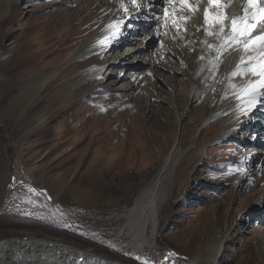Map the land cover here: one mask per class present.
Returning a JSON list of instances; mask_svg holds the SVG:
<instances>
[{
	"label": "rangeland",
	"instance_id": "374dc122",
	"mask_svg": "<svg viewBox=\"0 0 264 264\" xmlns=\"http://www.w3.org/2000/svg\"><path fill=\"white\" fill-rule=\"evenodd\" d=\"M51 1L20 0L14 3L0 0V199L9 192L28 188L32 195L45 197L61 220L40 219L34 213L17 211L11 201H3L0 203V236L34 234L51 237L126 264H264V251L253 241L254 235H263L264 213L260 218H254V199L244 200L234 193L237 181L245 174L242 164L248 152L244 151L238 137L214 144L209 142L217 126L215 121L223 116L205 128L202 127L206 121L200 115L196 116L198 119L191 116L181 129L183 147L195 135H199L200 147L197 151H189L178 166V183L160 213L159 229L145 249V262L134 258L129 237H117L116 234L122 221L120 213L132 205L175 140L178 130L175 119L172 125L157 126L149 110L151 103H160L166 96L147 97L146 81L138 82L133 99L128 94L120 96L121 93L113 91L114 95L110 97L113 99L100 102L94 99L97 96L109 98V93L91 96L82 91L80 103L44 118L41 126L35 124L38 136H26L29 117L15 124L6 106L23 83L24 75L36 67L58 66L109 14L100 8L86 10L89 1L79 5L70 0L68 5L64 0L53 6ZM10 8L12 11L4 16V10ZM129 46L127 43L117 50L124 52ZM156 48L157 45L152 43L149 51ZM96 57L92 55L78 61L50 83L43 94L46 100L41 108L52 109V102L47 100L57 85L80 68L90 66ZM96 65L103 67L104 63L97 62ZM122 66L106 64L107 69L101 74L105 84L116 79L110 78L114 75L109 72H118ZM147 69L149 67L141 62L127 63L121 74L123 79L118 78L115 86L124 87L130 81L129 73ZM155 71L157 75L152 81L157 85L154 86L168 92V77L175 75L162 68H155ZM177 77L184 78L178 73ZM70 91V88L63 91L65 101ZM144 95L140 103H133L135 97ZM206 113L204 115L208 117L210 111ZM241 136L243 134H239ZM33 144L35 150L32 152ZM57 145L61 146L57 148ZM34 152L43 161L53 162L55 167H24L23 160ZM23 154H26L24 158ZM64 159L72 161L59 164ZM81 160L85 163L80 164ZM242 215L249 217L248 227L242 225L237 229L235 224ZM246 221L244 217L242 222ZM48 226L70 234L51 232ZM225 230L229 231V240L215 261L208 256L205 243L213 234ZM201 252L202 258L194 261Z\"/></svg>",
	"mask_w": 264,
	"mask_h": 264
},
{
	"label": "bare ground",
	"instance_id": "6f19581e",
	"mask_svg": "<svg viewBox=\"0 0 264 264\" xmlns=\"http://www.w3.org/2000/svg\"><path fill=\"white\" fill-rule=\"evenodd\" d=\"M12 1L17 3L20 0ZM61 1L64 0H53L50 5L62 3ZM75 1L79 5L89 1L86 10L95 11L100 8L107 10L109 14L98 23L93 33L72 49L58 66L36 67L24 75L23 83L18 86L6 106L15 124L17 125L24 117H29L26 136L32 134V136H38L39 130L35 128V124L41 126L44 118L80 103L82 91L91 96L109 93V98L101 99L97 96L94 99L100 102L113 99L110 98L114 95L113 91L121 93L120 96L128 94L133 99V92L137 89L138 82L146 81L147 97L166 96L164 100H161L162 102L149 105L155 123L157 126H167L172 125L175 119L178 130L161 165L147 178L132 205L120 213L122 221L116 236H127L131 239L129 245L134 258L139 262L146 261L145 249L153 241L159 229L160 213L178 183V178L176 180L178 166L189 151H197L200 147L199 135L193 136L186 147L182 145L180 131L186 125L187 118L191 116L195 118L200 115L206 121L202 128L223 116L222 119L215 121L217 126L209 141L212 144L229 137L239 138L244 151L248 154L243 158L244 164H242L245 174L237 181L234 193L236 196H242L244 200L253 198V217L260 218L264 213V144H261L264 142V125L261 126L264 122V87L260 86L264 76L259 73L261 65H264V42L256 40L253 44L251 41L256 37L264 36V23L252 29L247 35L240 36L237 41L232 39L234 35L232 21L239 15L246 16L244 0H222L221 3L225 5L223 8L210 7L208 0H189V6L181 5L179 0L171 4L166 3L165 0H137L135 5L131 3V0ZM67 3L71 4V2ZM9 10L12 11V8L4 10V16ZM205 12L209 14L210 21L217 12H222L223 29L217 23L205 24ZM160 39L163 41L158 42ZM127 43L130 46L126 51L118 52V47ZM152 43L156 44L157 48L150 52L149 47ZM92 55L97 57L90 66L80 68L66 81L57 85L54 94L47 100L52 102L53 108H41L46 100L43 94L50 83L58 80L67 68ZM130 60L141 62L149 69L141 73H129L127 77L130 81L127 85L116 87L118 78L123 79L121 74L126 64L131 63ZM97 62L104 63L103 67H97ZM106 64L123 65L120 71L109 72L114 75L110 78H116L109 81V84H105L106 81L101 77L103 71L107 69ZM155 68H162L175 75L168 77V92L154 86L157 85L152 81L157 75ZM234 72L236 75H233ZM177 73L184 78L177 77ZM66 88H70L71 91L66 97L68 100L65 101L63 91ZM79 96L80 99L77 98ZM142 97L145 95L135 97L133 103H140ZM124 104L127 105L126 102ZM208 110L210 114L206 117L204 114ZM251 119L254 120L250 121ZM239 134L243 136L239 137ZM60 146L57 145V148ZM34 150L35 144L31 145V151ZM37 155L34 152L32 156L24 159V167L28 169H38L42 166L55 167L53 162L43 161ZM25 156L26 154L22 158ZM70 161L72 160L64 159L59 164ZM81 163L85 162L81 160ZM27 189L7 193L4 199H0V203L8 200L17 211L34 213L40 219L50 217L55 222H60V214L48 204L47 199L40 195H32ZM231 216L232 214L230 218ZM247 216L242 215L238 219L239 222L235 224L237 229L242 225L248 227L249 217ZM244 217L246 222H242ZM261 232L264 236L263 227ZM212 236L206 241L205 248L208 256L217 261L229 240V231H218ZM262 236L254 235L253 241L259 249L264 251ZM201 258L202 252L200 255L197 254L194 261ZM0 264L126 263L98 255L66 241L41 235L20 234L0 236Z\"/></svg>",
	"mask_w": 264,
	"mask_h": 264
},
{
	"label": "snow or ice",
	"instance_id": "6c2138e0",
	"mask_svg": "<svg viewBox=\"0 0 264 264\" xmlns=\"http://www.w3.org/2000/svg\"><path fill=\"white\" fill-rule=\"evenodd\" d=\"M166 3H174L175 0H165ZM132 4H136L137 0H131ZM179 3L183 6H189V0H179ZM218 5L220 8H223L225 5L221 3V0H209V5ZM248 4L249 5H254L255 4V0H248ZM125 11H127V9H125ZM245 12L247 13V8L245 9ZM222 19H223V13L222 12H217L216 16L213 17V19L210 21L209 20V14L207 12H205V24H209V23H217L220 25L221 29H223V23H222ZM248 19L247 15L245 17H241L238 19H234L232 21V33L234 34L232 39L234 40H239V37L242 35H247L248 32L251 31V28L254 27L253 24H248L245 25L244 24V20ZM238 24L240 25V27L238 28ZM256 40H259L261 42H264V36H259L256 37L255 40L251 41V43H256ZM261 76H264V65H261V70L259 73ZM233 75H236V73L234 72ZM261 87H264V81H261ZM253 88L255 86H252ZM248 90H246L247 92ZM145 264H147V262H145Z\"/></svg>",
	"mask_w": 264,
	"mask_h": 264
},
{
	"label": "trees",
	"instance_id": "16d2710c",
	"mask_svg": "<svg viewBox=\"0 0 264 264\" xmlns=\"http://www.w3.org/2000/svg\"><path fill=\"white\" fill-rule=\"evenodd\" d=\"M48 229H50L51 232H54V233H60V234H70V233H67V232H62V231H59L58 229H55V228H51V227H47ZM77 238H79L78 236H75ZM91 243V242H90Z\"/></svg>",
	"mask_w": 264,
	"mask_h": 264
}]
</instances>
